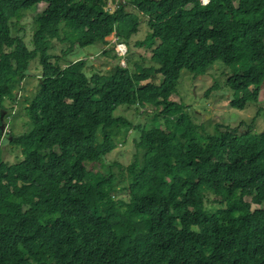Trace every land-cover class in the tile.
<instances>
[{
    "label": "trees",
    "instance_id": "1",
    "mask_svg": "<svg viewBox=\"0 0 264 264\" xmlns=\"http://www.w3.org/2000/svg\"><path fill=\"white\" fill-rule=\"evenodd\" d=\"M115 1L0 0V147L7 104L31 64L42 66L31 128L9 141L23 158L0 162V264H264V131L215 136L171 99L184 70L203 76L220 62L232 69L230 107L258 105L264 0H125L107 11ZM41 4L30 49L18 33ZM143 24L149 34L136 46L156 67L132 55L122 67L107 39L116 30L129 56ZM56 40L69 46L63 57L50 53ZM94 45L119 59L110 73H90L87 60L61 65ZM146 105L155 111L141 126L115 116ZM123 127L140 132L142 153L119 177L127 201L112 169L88 167L118 148Z\"/></svg>",
    "mask_w": 264,
    "mask_h": 264
},
{
    "label": "rangeland",
    "instance_id": "2",
    "mask_svg": "<svg viewBox=\"0 0 264 264\" xmlns=\"http://www.w3.org/2000/svg\"><path fill=\"white\" fill-rule=\"evenodd\" d=\"M46 4H41L38 8H33L26 12V15L21 22V31L18 35L22 36L28 48L32 49L31 40L35 31V17L46 9ZM105 9L114 13L118 9L117 4L106 5ZM149 34V29L146 24H143L140 32L134 36L131 41L130 54L127 57L119 59L111 54L107 57L103 54L101 45L89 46L79 49L78 53L73 56H67L65 60L61 61V65H67L68 61L78 62L80 60H87L88 70L90 73L102 72L104 74L118 65L127 66V58L134 56L133 63L139 62L141 67H156L151 61V52L144 48L137 47L138 42L145 40ZM114 36V35H113ZM113 36L107 40L110 42ZM115 41L118 42V40ZM69 46L54 42L51 54L63 57L68 51ZM110 45L106 50H113ZM113 57H116L114 59ZM134 67V66H133ZM135 68V67H134ZM232 75V69L226 68L220 62L214 64L210 71L203 76H199L187 71L182 72V77L178 85L177 93L172 96V100L188 107V112L191 114L193 120L198 125H203L205 130L215 136L226 131L243 132L249 125L257 132L264 131V85L262 88L260 102L258 105H251L246 110H236L230 107V100L233 97V91L228 88L227 80ZM42 77V66L39 60L34 61L26 75L25 80H22L20 86L16 90L17 103L9 102L8 109H13L10 112L8 124L5 127V140L0 147V162L4 161L6 164L17 162L19 158H23L21 147L13 145L9 141L13 140L12 136H20L27 133L31 128V119L27 113V105L37 95L40 78ZM162 80L159 75L157 82ZM148 81L147 83H149ZM209 93V97L206 93ZM155 111V107L146 105L140 110L130 109L128 107H120L115 116L123 118L134 127L141 126L146 123L148 115ZM222 126L219 128L218 126ZM230 128V129H228ZM12 135V136H11ZM117 140L120 142L118 148L107 156L103 163L89 164L88 167L92 172H103L102 166L106 169L110 168L115 173V176H127V167L132 165L136 160L142 156L138 145L140 144V132L136 128H132L127 132L123 127L117 134ZM127 182L125 178L119 179V193L117 198L127 201L129 199L128 191L126 190ZM215 196H210L206 201V207L209 213L215 211L217 205L215 204ZM248 201H251L249 198ZM258 206L253 205V209Z\"/></svg>",
    "mask_w": 264,
    "mask_h": 264
},
{
    "label": "clouds",
    "instance_id": "3",
    "mask_svg": "<svg viewBox=\"0 0 264 264\" xmlns=\"http://www.w3.org/2000/svg\"><path fill=\"white\" fill-rule=\"evenodd\" d=\"M119 2H125V0H116L114 3H116L117 5L119 4ZM201 2H202V4L203 5H207L208 4V0H201ZM114 3H112V2H109L108 3V5H110V4H114ZM117 33V31L115 30L114 32H113V34L111 35V37L113 36V35H115ZM109 42V41H108ZM110 45L111 46H113L114 48H115V51H116V53H118L117 55L119 56V52H118V48H120L121 46H125L126 48H127V54L125 55V56H122L120 59H122V58H125L127 55H128V47H127V45H126V43H125V41H123L122 39H120L119 38V42H116L115 40H114V36H113V38H112V40L109 42V46L108 47H110ZM128 65V64H127ZM122 66V65H121ZM122 67H126V65L125 66H122ZM18 101V100H17ZM17 103V102H16ZM15 103V104H16ZM3 120V119H2ZM8 124V123H7ZM5 126V125H4ZM7 126V125H6ZM5 126V127H6ZM5 131V130H4Z\"/></svg>",
    "mask_w": 264,
    "mask_h": 264
},
{
    "label": "built area",
    "instance_id": "4",
    "mask_svg": "<svg viewBox=\"0 0 264 264\" xmlns=\"http://www.w3.org/2000/svg\"><path fill=\"white\" fill-rule=\"evenodd\" d=\"M118 52L120 56H125L127 54V48L125 46H121L118 48Z\"/></svg>",
    "mask_w": 264,
    "mask_h": 264
},
{
    "label": "water",
    "instance_id": "5",
    "mask_svg": "<svg viewBox=\"0 0 264 264\" xmlns=\"http://www.w3.org/2000/svg\"><path fill=\"white\" fill-rule=\"evenodd\" d=\"M2 119H3V117H2ZM2 129H3V132H4V130H5V126L4 125H2Z\"/></svg>",
    "mask_w": 264,
    "mask_h": 264
}]
</instances>
